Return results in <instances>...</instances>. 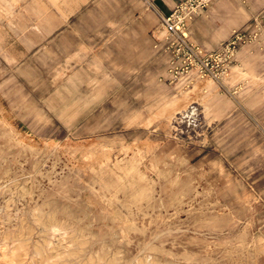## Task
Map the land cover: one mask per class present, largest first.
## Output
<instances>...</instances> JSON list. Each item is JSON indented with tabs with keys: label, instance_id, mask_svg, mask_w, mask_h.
Segmentation results:
<instances>
[{
	"label": "rangeland",
	"instance_id": "rangeland-1",
	"mask_svg": "<svg viewBox=\"0 0 264 264\" xmlns=\"http://www.w3.org/2000/svg\"><path fill=\"white\" fill-rule=\"evenodd\" d=\"M162 3L0 0V264H264V0L217 77Z\"/></svg>",
	"mask_w": 264,
	"mask_h": 264
},
{
	"label": "built area",
	"instance_id": "built-area-1",
	"mask_svg": "<svg viewBox=\"0 0 264 264\" xmlns=\"http://www.w3.org/2000/svg\"><path fill=\"white\" fill-rule=\"evenodd\" d=\"M215 0H182L177 3L168 14L161 15L162 25L167 37L176 43L177 53L189 51L195 58L194 68L203 75L212 74L217 77L227 70L229 62L235 55L238 40L241 36L234 32L232 37L223 42L217 49L204 52L202 49L190 43L187 34L184 33L188 19L192 18L201 9L209 6Z\"/></svg>",
	"mask_w": 264,
	"mask_h": 264
},
{
	"label": "crops",
	"instance_id": "crops-1",
	"mask_svg": "<svg viewBox=\"0 0 264 264\" xmlns=\"http://www.w3.org/2000/svg\"><path fill=\"white\" fill-rule=\"evenodd\" d=\"M179 1L181 0H162L163 3L160 7L164 12L170 11L173 8V4ZM226 4L227 0H216L209 7V10L207 11L208 16L211 17L215 22V17L220 11H222ZM209 17L202 16L198 17L197 19H192L190 20V23H188V27L191 38L194 41L202 44L207 50L212 51L217 49L223 42H225L227 37L224 31L220 34H217V30L215 32L206 30L207 22H209L210 26L214 25V22L211 21Z\"/></svg>",
	"mask_w": 264,
	"mask_h": 264
},
{
	"label": "bare ground",
	"instance_id": "bare-ground-1",
	"mask_svg": "<svg viewBox=\"0 0 264 264\" xmlns=\"http://www.w3.org/2000/svg\"><path fill=\"white\" fill-rule=\"evenodd\" d=\"M140 172H141V171H140ZM141 196H144V195L142 194ZM44 213H45V212H44ZM40 219H41V218H40ZM40 219H39V220H40ZM58 227H60V225H58V224L56 225V224H55V225H52V226L49 227V228H52V229L56 230V229H58ZM47 228H48V227H47ZM49 230H50V229H49ZM52 231H53V230H52ZM52 231H51V232H52ZM25 242H26V241H25ZM3 250H4V249H3ZM18 251H19V250H18ZM21 251H22V248H21ZM16 253H17V251H16ZM73 253H74V252H73ZM13 254H14V252H13ZM8 259H9V258H8ZM99 260H100V259H99ZM116 260H117V259H116ZM11 261H12V260H11ZM91 261H92V260H91ZM100 262H101V261H100ZM103 264H104V263H103Z\"/></svg>",
	"mask_w": 264,
	"mask_h": 264
}]
</instances>
